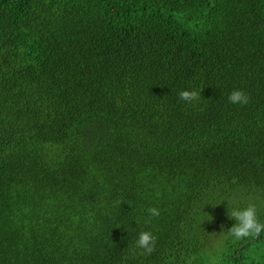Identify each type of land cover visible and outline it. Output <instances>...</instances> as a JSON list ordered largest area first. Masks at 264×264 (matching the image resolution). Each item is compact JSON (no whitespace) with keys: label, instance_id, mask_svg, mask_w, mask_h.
<instances>
[{"label":"trees","instance_id":"trees-1","mask_svg":"<svg viewBox=\"0 0 264 264\" xmlns=\"http://www.w3.org/2000/svg\"><path fill=\"white\" fill-rule=\"evenodd\" d=\"M249 204L264 0H0V264H264L220 235Z\"/></svg>","mask_w":264,"mask_h":264},{"label":"clouds","instance_id":"clouds-1","mask_svg":"<svg viewBox=\"0 0 264 264\" xmlns=\"http://www.w3.org/2000/svg\"><path fill=\"white\" fill-rule=\"evenodd\" d=\"M179 99L185 103L192 104L198 101L200 93L197 91L183 90L179 94ZM229 103L246 105L249 102V97L241 90H233L228 96ZM149 218H155L160 215L156 208H149ZM228 218L236 221L226 234L221 233L225 239H231L233 242H238L244 239H258L264 233V222H261L257 215V208L254 204H249L246 207H234L228 209ZM156 238L151 232H140L136 241V247L141 249V254L149 255L154 252ZM190 264V262H189ZM211 264H217V260L213 259Z\"/></svg>","mask_w":264,"mask_h":264}]
</instances>
